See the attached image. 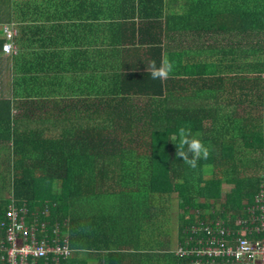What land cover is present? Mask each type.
Returning <instances> with one entry per match:
<instances>
[{"label":"trees","instance_id":"obj_1","mask_svg":"<svg viewBox=\"0 0 264 264\" xmlns=\"http://www.w3.org/2000/svg\"><path fill=\"white\" fill-rule=\"evenodd\" d=\"M207 1H190L176 27L198 41L167 56L174 62L171 78L121 75L127 90L117 102L82 103L88 127L72 124L73 134L65 130L43 142L32 132V152L11 131V103L0 101V140L12 138L16 158L11 196L0 201V240L13 198L29 208L27 223L46 222V238L68 241L71 254L61 264H186L176 249L196 243L189 239L196 236L192 227L218 215L235 223L242 215L264 186V5L254 6L251 23L252 11ZM155 57L159 66L166 56L157 49ZM180 127L211 149L196 169L176 157L169 140ZM226 185L233 189L223 201ZM174 199L182 212L172 250L173 238L159 221L172 218ZM156 234L160 248L150 249Z\"/></svg>","mask_w":264,"mask_h":264},{"label":"crops","instance_id":"obj_2","mask_svg":"<svg viewBox=\"0 0 264 264\" xmlns=\"http://www.w3.org/2000/svg\"><path fill=\"white\" fill-rule=\"evenodd\" d=\"M190 1L0 0V44L5 41L4 25L12 24L16 32L13 55L0 45V101L11 103L12 133L24 136L33 152L32 132L43 142L65 130L73 134L72 124L88 127V108L82 103L112 97L117 102L126 89L121 75L150 72L147 66L157 64V49L167 57L190 47L189 41L197 44L193 34L176 30L186 20ZM207 2L212 8L241 6L247 15L252 11L251 23L254 4L264 5L259 0ZM12 152V138L0 140V201L11 196Z\"/></svg>","mask_w":264,"mask_h":264},{"label":"built area","instance_id":"obj_3","mask_svg":"<svg viewBox=\"0 0 264 264\" xmlns=\"http://www.w3.org/2000/svg\"><path fill=\"white\" fill-rule=\"evenodd\" d=\"M12 26L6 24L3 27L5 41L2 48L6 54L13 53L15 49L16 32ZM28 213L27 206L18 207L11 199L1 222L6 234L0 240L2 262L38 264L44 260V264H61V260L71 254L68 241L46 238L43 233L46 222L35 219L29 224ZM232 221V217L225 220L218 215L216 219L192 227L196 236H189V239L195 238L196 243H186V249L179 244L176 253L179 257L184 256L186 264H221L226 260L227 264H264V237H258L264 233V186L253 201L244 206L235 223ZM56 233H59V228Z\"/></svg>","mask_w":264,"mask_h":264},{"label":"clouds","instance_id":"obj_4","mask_svg":"<svg viewBox=\"0 0 264 264\" xmlns=\"http://www.w3.org/2000/svg\"><path fill=\"white\" fill-rule=\"evenodd\" d=\"M150 77L153 80L166 81L171 78L174 71V62L167 57H162L159 66L152 61L147 66ZM169 140L175 143L176 157L182 159L191 169H196L201 160H207L211 154V149L207 146L198 134H194L190 127H180L175 135Z\"/></svg>","mask_w":264,"mask_h":264},{"label":"rangeland","instance_id":"obj_5","mask_svg":"<svg viewBox=\"0 0 264 264\" xmlns=\"http://www.w3.org/2000/svg\"><path fill=\"white\" fill-rule=\"evenodd\" d=\"M260 5H261V3H260ZM254 6H256L255 4H254ZM220 38H222V39H225V36H222V37H218L217 39H220ZM250 48V47H249ZM255 157H260L259 155H255ZM263 175H264V172L262 173ZM233 189V186H228V185H226L225 187H224V199H223V201H225L226 200V195L228 194V192L229 191H231ZM174 201V203L172 204V206L170 207V212H169V214H170V217H172V218H170V220L169 221H163V220H160L159 221V223L162 225V226H166L165 228H163L162 230H160L161 232H169L170 234H171V236H172V244H171V248H172V250L173 249H175L176 248V246H177V242H176V234H177V219H179V215L181 214V210H180V208H179V206H178V202H177V199H174L173 200ZM219 206H221V205H219ZM186 217V216H185ZM156 231H159V230H156ZM155 238L157 239V240H160V237H158V235L156 234V236H155ZM169 238V237H168ZM171 238V237H170ZM168 240H170L171 241V239H168ZM151 241H152V248H150V249H157V248H160V245L158 246L157 245V243H156V241H155V239H151ZM166 243H169V242H164V244H166ZM149 249V250H150ZM91 253H88V256L90 255Z\"/></svg>","mask_w":264,"mask_h":264}]
</instances>
